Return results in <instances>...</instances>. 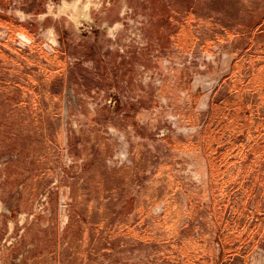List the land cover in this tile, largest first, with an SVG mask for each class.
<instances>
[{
	"label": "rangeland",
	"instance_id": "374dc122",
	"mask_svg": "<svg viewBox=\"0 0 264 264\" xmlns=\"http://www.w3.org/2000/svg\"><path fill=\"white\" fill-rule=\"evenodd\" d=\"M231 6L232 11L237 7L216 0H14L7 5L5 14L14 19L0 26L7 27L12 43L25 35L22 25L34 33L40 29L51 35L54 50L63 53L61 60L91 62V69L81 63L71 75L64 70L68 81L62 85L59 112L66 150L53 171L57 179L33 204L43 217L39 223L23 227L32 215L21 212L15 223L0 220V234L6 236L5 244L0 239V264H214L209 257L204 262L192 258L188 246L194 237L211 240L215 231L205 174L220 176L227 167L208 159L216 150L220 160L257 155L246 152L248 138L241 130L212 138L209 125L204 136L197 133L199 125L188 121L184 109L199 100L193 98L196 92L207 96L215 77L227 70V55L234 53L230 41L213 42L203 35L211 31L216 10ZM260 7L252 1L243 23L258 21ZM20 12L34 17L19 21ZM225 13L220 21L229 22ZM195 14L199 20L193 19ZM192 20L201 26L194 29L200 30L205 49L193 48L190 38L181 36ZM256 43L264 45V27L257 31ZM50 63L30 73L42 91L52 80ZM260 111L255 118L264 124ZM16 126L27 140L36 133ZM191 136L196 146L184 141ZM180 184L182 192L176 195ZM9 185L0 179V212L2 206L19 208L23 189L3 194ZM197 188H202L198 195ZM51 192L55 205L49 201ZM243 197L232 196L236 208ZM253 203L254 197L249 205ZM165 214L177 222L171 244L156 240L158 234L168 236L167 219L162 223L157 218ZM51 217L56 225L50 224ZM16 244L17 250L9 251ZM249 251L250 264H264V244Z\"/></svg>",
	"mask_w": 264,
	"mask_h": 264
},
{
	"label": "crops",
	"instance_id": "0c3cea01",
	"mask_svg": "<svg viewBox=\"0 0 264 264\" xmlns=\"http://www.w3.org/2000/svg\"><path fill=\"white\" fill-rule=\"evenodd\" d=\"M13 1L0 0V23L7 24L9 20L14 19L9 16V12L5 14L7 5ZM216 1L219 4L228 3L237 7L234 6L233 11L232 6L220 7L219 10H216L219 15L225 13L226 10L227 13L230 12V14L225 13L230 16V20L224 22L220 21L222 19L219 15L213 17L214 23L211 24V31L204 33L203 36L209 37V40L213 42L230 41L232 45L230 51L232 50L234 53L230 56L227 55V58L230 57V59H228L226 72L216 76L213 80L215 87L202 98L201 93L196 92L193 98L199 100L184 109V114H187L191 124L199 125L197 133L202 132L203 136L209 125L212 138L232 130H241V133L247 135L248 138L246 152L249 151L250 154H255L257 157L247 158L240 155L241 157L234 156L232 159L220 160L216 150L212 159H208L211 165L212 163L225 164L227 167L226 173L220 176L213 177L212 173L208 172L205 174L208 206L210 215L213 217L210 216V223L211 227H215V231L212 232L211 240L204 241L201 236L194 237L188 246L192 251V258L200 262H204L203 260H207L209 257L214 264H234L236 262L250 264L248 259L253 254H248L250 253L249 248L255 244L263 247L264 244V203L262 202L264 197V124L261 123L260 118H255V116H260V110H264L262 102L264 101V50L262 49L264 45L255 44L257 31L264 27V0H257L261 7L260 16L255 23H243L246 15H251V2L255 0ZM39 14H36L35 17L38 18ZM19 15H21L17 17L19 21L34 17L21 12ZM196 15L198 14H195L193 19L199 20V16ZM237 15L242 17L239 21L234 20ZM191 16L189 13L186 19H190ZM22 26L25 35H18V39L13 43L10 40L7 27L0 26V179L4 184H10L9 190L2 193L9 195L8 193L16 190L18 186L23 189L20 209L17 206H2L0 220L15 223L16 216L21 213L32 215L31 220L23 226L28 227L43 219L40 214L36 213L33 204L35 205L37 197L43 193V190L57 179V176L53 175V171L59 163L60 156H63L61 151L66 150L65 141L60 134L61 112H59L63 95L62 87L68 81V76H63V73L65 70V75L66 73L71 75L75 66L82 62L80 64V61L70 63L65 58L61 60L63 53L54 50L53 47L57 44L52 43L51 35L43 33L40 29L39 31L35 29V33H38L35 34L27 28V25ZM28 26L32 27L33 25L30 23ZM189 26L188 30H184H187L188 35L185 36L183 30L180 32L183 39L188 36L193 48L205 49L207 44L202 40L200 30L194 29H199L201 26L197 22ZM26 32L32 36L26 37ZM231 37L232 39H230ZM182 45L187 47L188 43L182 41ZM52 59L53 61H51ZM48 63L51 66L50 71L55 76L53 78V75H48L52 77V80L48 83L47 89L42 91L33 82L31 74L38 70V65ZM82 64L85 68L91 69V65H89L91 62ZM103 68L106 69L107 64L103 63ZM220 115L222 116L219 118ZM13 117H17V119ZM17 124L35 130L36 133L33 137L27 136L31 140L25 139L21 134V127H17ZM192 137H186L184 141L192 143L194 142ZM68 143L67 147H69ZM194 144L197 145V139ZM235 145V143H231V146ZM227 147H230L229 144ZM199 155L198 157L202 159L200 153ZM206 163L208 169V162ZM253 163L256 164L255 168L251 166ZM180 186V189L175 192L176 195L180 191L182 192L183 185L180 184ZM200 189L202 188H197V191H194L196 195L200 193ZM221 193L224 194V199L217 201V195ZM236 193L244 195L238 208L232 203V196H235ZM189 195L193 194L189 193ZM253 197L254 203L250 206L249 203ZM55 200V193L51 192L50 203L55 205ZM169 206L174 207V205ZM212 210L214 212H211ZM170 211L168 207L166 212L170 213ZM227 212L226 219L224 215ZM244 212L247 213L245 217ZM249 217L252 220L250 224H248ZM157 218L160 221L162 219V223L167 219L165 228L167 227L168 236L158 234L156 240L163 244H171L172 239L169 237L172 236L173 226L177 222L171 221L168 214L160 215ZM228 218L231 219L228 220ZM49 220L51 225L57 224L56 218L52 219L51 217ZM180 228L182 226L178 225L177 229ZM5 238V235L0 234L2 244H5ZM227 241H231L230 246ZM7 244L10 246L11 243ZM16 247L17 244L10 247L9 251H16ZM171 247L172 245L169 249ZM213 251L214 253H212ZM178 253L182 254L183 252L180 250Z\"/></svg>",
	"mask_w": 264,
	"mask_h": 264
}]
</instances>
